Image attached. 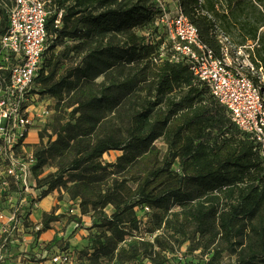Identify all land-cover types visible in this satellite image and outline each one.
Wrapping results in <instances>:
<instances>
[{
    "label": "trees",
    "instance_id": "1",
    "mask_svg": "<svg viewBox=\"0 0 264 264\" xmlns=\"http://www.w3.org/2000/svg\"><path fill=\"white\" fill-rule=\"evenodd\" d=\"M177 1L198 29L200 39L219 56L221 44L214 24L199 11L197 0ZM9 9L3 11L7 24ZM158 12L154 0L51 1L46 21L48 38L35 81L36 92L56 98L58 106H64V110L73 108V115L78 116L71 122L60 115L54 129L56 139L50 147L41 143L34 149L35 171L51 160L58 168L56 173L38 179V188L47 187L40 201L62 185V175L69 174L75 178L71 195L74 199L81 198L82 213L86 214L91 207L106 221L103 243L94 251L92 261L111 253L120 260L131 261L139 255L138 241L127 248L120 244L126 234L132 233L127 231V224L137 228L136 207L149 206L157 218L160 213L166 217L179 215L170 213L173 206L184 207L185 211L186 202L199 196L202 199L189 210L190 217L206 226L217 219L222 239L228 245L246 234L250 227L252 243L240 262H264V155L255 140L233 123L225 107L194 77L188 66L168 60L155 62L163 38L154 42L150 37L139 35L137 29L151 26L157 35L154 22ZM117 34L124 36V48L105 42L108 36ZM84 39H91L95 46L101 42L99 48L93 49L94 53L106 50L110 57L136 63L141 66L144 81L152 79L150 92L142 97L130 116L125 139L113 137L101 123L100 101L90 88L80 95L73 92L79 86L77 74H85L83 69L76 65L63 71L60 55L54 53L59 43L69 40L83 43ZM47 53H50L48 57ZM75 73L76 81L72 79ZM132 83L131 80L122 83L116 94L105 96L107 103L117 104ZM175 91L181 95H174ZM158 131L164 136L165 152L154 144ZM113 150L123 154L108 167L126 174L104 191L99 183L109 168L103 166L102 158ZM96 190L101 195L95 199L89 197V192ZM219 192L234 202L219 209L215 203ZM110 205L114 212L108 217L105 209ZM256 218L260 219L259 227H251L249 223ZM51 220V215L44 212L39 235L50 230ZM160 239L157 235L153 243L143 241V244L153 248L158 243L160 247ZM155 255L160 257L161 251Z\"/></svg>",
    "mask_w": 264,
    "mask_h": 264
},
{
    "label": "rangeland",
    "instance_id": "2",
    "mask_svg": "<svg viewBox=\"0 0 264 264\" xmlns=\"http://www.w3.org/2000/svg\"><path fill=\"white\" fill-rule=\"evenodd\" d=\"M165 1L171 11L175 10L178 5L177 0ZM12 4L13 0H0V37L7 28V20L3 11L9 9ZM197 5L199 11L207 15L211 23L214 24L217 39L227 37L234 47H241L245 54L251 55L255 64L263 67L264 73V60H262L264 58V0H197ZM152 31L153 27L151 26L137 29L139 35L150 37L152 41L158 43L159 34L157 32L155 35ZM83 41L84 44L82 41L73 40L59 43L54 53L60 55L63 71L76 67V65L83 69L85 74H77L80 80L79 86L73 92L80 95L84 90L90 88L100 101L98 115L101 118V123L105 124V128L110 131L113 137L125 139L130 116L138 108L142 97L150 92L152 79L145 82L141 75V66L136 63H128L126 60H120L119 57H110L106 50L94 53L93 49L99 48L101 42L98 41L95 46L91 39ZM105 42H112L113 46L123 48L125 46L122 34L110 35ZM52 44L53 42L50 41L49 45ZM122 51L119 50L118 53L123 54ZM158 53H160L159 47ZM49 55L50 53H47L46 57ZM6 57L7 52L0 45V66L9 67L11 65V60H6ZM84 58H87L86 61ZM241 61L242 64H245L247 59L242 58ZM75 76L76 73L72 78L74 81L77 80ZM7 77V70H0V96L3 95ZM129 80L133 83L126 89V94L120 96L117 104L109 105L105 96L116 94L120 85ZM262 84L264 86V82ZM174 95L180 96V91H175ZM41 99V102H51L53 106H49L51 112L48 117L36 120L37 124L33 132H36L38 136L37 144H29L28 148L35 149L41 143L50 147V144L56 139L54 129L60 115H65L66 120L71 122L74 121V117L78 116L73 115V108L64 110V106H58V101L53 102L50 96H41ZM36 107L38 106L33 104V108ZM158 135L154 144L165 152L164 136L161 131H158ZM122 154V151L117 150L106 153L102 158L103 166L109 168L108 166L114 164ZM57 171L58 168L52 160L39 171L33 169L31 185L24 194L27 198L24 204L21 203L20 195L15 191L16 188L3 189L1 187L0 191L6 190L9 198H1L0 213L9 215L21 209L23 214L18 217L16 229L10 234L3 231L8 225L5 224L7 220L0 219V264L9 262L51 264L50 255L58 250L73 251L75 264H243L240 262L242 255L249 251L253 236L250 227H247L246 234L238 236L233 241V245H228L222 239L217 219H212L210 225L206 226L199 225L195 219L190 217L189 210L202 199V197L196 196L186 202V212L183 211L184 207L178 205L172 207L170 213H179V215L172 214L166 217L159 211L160 216L157 218L155 210L151 209V212L146 215L145 221L140 224L138 220V229L130 224L126 225L127 231L137 230V235L141 238L139 240L132 237L128 241V244L138 241L139 255L135 259L127 261L123 258L120 260L119 256L116 257V254L111 253L108 256L100 257L98 261H92L91 257L94 251L103 243L102 233L106 231L104 226L106 221L99 218L91 207L89 212L82 213L81 198H72L71 187L74 185L75 178H70L69 174L62 175V185L49 195V211L47 213L52 217L49 222L51 238L48 241L40 242L38 232L43 228L42 216L36 218L34 211L38 210V206H35L39 204L42 191L47 187L38 188V179L45 178ZM124 174H126L124 171L118 172L114 168H109L99 185L105 191L111 188L115 180L121 179ZM130 184L132 183L130 182ZM99 195H101L99 190L89 192V197L94 199ZM219 195V199L215 201L219 209L234 202V199L228 198L221 192ZM35 196L37 198H34ZM141 208L140 206L137 208L139 214L143 212ZM113 212L112 205L105 209L108 217H111ZM164 221L168 225H165ZM249 224L251 227H259L260 219L256 218ZM9 228L12 229V226L9 225ZM7 235L10 237L6 240ZM157 235L161 237L160 247H158V243H155L153 248L143 244V241L153 243ZM39 243L47 245L49 254L45 258L42 257L44 249L39 246ZM157 251H161L160 257H156L155 252ZM257 264H264V262L260 260L257 261Z\"/></svg>",
    "mask_w": 264,
    "mask_h": 264
},
{
    "label": "built area",
    "instance_id": "3",
    "mask_svg": "<svg viewBox=\"0 0 264 264\" xmlns=\"http://www.w3.org/2000/svg\"><path fill=\"white\" fill-rule=\"evenodd\" d=\"M51 1L13 0L7 29L0 37V45L7 52L6 60H11L9 67L0 66V70H7L8 74L3 95L0 96V189L16 188L22 204L27 201L24 194L31 185L36 164L34 149L28 148V137L37 124L36 120L48 117L51 112V102H41L43 95L36 92L38 85L35 82L48 38L46 21ZM155 2L159 12L154 25L158 29L159 39L163 38L155 62L168 60L188 66L194 77L225 107L233 123L255 140L264 155L263 67H257L250 54H245L241 47H234L227 37L219 39L221 53L216 55L200 39L198 29L179 5L171 11L165 0ZM61 16L62 13L59 20ZM242 58L247 59L245 64H242ZM50 99L57 102L54 97L50 96ZM33 104L38 107L33 108ZM1 198H9L6 190L0 191ZM141 209L142 214L138 213L140 224L151 212L146 205ZM20 212L21 209L9 215L0 213V219L7 220L5 224H8L4 232L10 234L16 229L18 217L23 214V211ZM9 237L7 235L6 240ZM132 237L141 239L137 230H133L125 235L120 246L127 248ZM43 249L42 257L45 258L49 254L47 245ZM72 254L70 250H58L50 255V263L75 264Z\"/></svg>",
    "mask_w": 264,
    "mask_h": 264
},
{
    "label": "crops",
    "instance_id": "4",
    "mask_svg": "<svg viewBox=\"0 0 264 264\" xmlns=\"http://www.w3.org/2000/svg\"><path fill=\"white\" fill-rule=\"evenodd\" d=\"M33 131H35V130H32V131L30 132L29 137H28V140H29L30 144H32V143H33V144H37L36 140L38 139V136L36 135V132H33ZM47 198H50V197L47 196L46 198H44L43 200H41V201L39 202V204H38V210H40V214L37 213L38 210L34 211V216H35L36 218L41 217V216L43 215L44 212H48V211H49V209H48L49 201H48L45 205H43V201H44L45 199H47ZM50 231H51V229L48 230V231H46V232H44V233H42V234L40 235L39 241H40V242H43V241H48V240H50V238H51V235L49 234ZM39 246H41L42 248L44 247V245H42V243H39ZM8 264H17V263H15V262H12V263L9 262Z\"/></svg>",
    "mask_w": 264,
    "mask_h": 264
},
{
    "label": "bare ground",
    "instance_id": "5",
    "mask_svg": "<svg viewBox=\"0 0 264 264\" xmlns=\"http://www.w3.org/2000/svg\"><path fill=\"white\" fill-rule=\"evenodd\" d=\"M48 201H49V198L45 199V200L43 201V205H45ZM37 213L40 214V210H38Z\"/></svg>",
    "mask_w": 264,
    "mask_h": 264
}]
</instances>
